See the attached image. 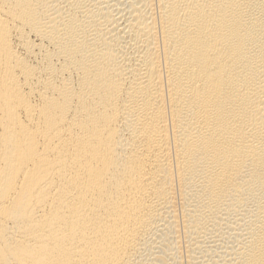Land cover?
Here are the masks:
<instances>
[{
  "label": "bare ground",
  "instance_id": "1",
  "mask_svg": "<svg viewBox=\"0 0 264 264\" xmlns=\"http://www.w3.org/2000/svg\"><path fill=\"white\" fill-rule=\"evenodd\" d=\"M0 264H264V0H0Z\"/></svg>",
  "mask_w": 264,
  "mask_h": 264
}]
</instances>
